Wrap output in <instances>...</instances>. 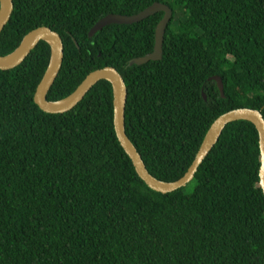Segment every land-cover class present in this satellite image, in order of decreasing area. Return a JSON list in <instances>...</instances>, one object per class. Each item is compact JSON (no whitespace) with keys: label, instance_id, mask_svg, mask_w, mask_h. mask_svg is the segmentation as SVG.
Masks as SVG:
<instances>
[{"label":"trees","instance_id":"16d2710c","mask_svg":"<svg viewBox=\"0 0 264 264\" xmlns=\"http://www.w3.org/2000/svg\"><path fill=\"white\" fill-rule=\"evenodd\" d=\"M157 2L173 10L162 60L130 65L154 52L162 12L90 36L105 17ZM14 3L0 56L37 28L60 34L65 59L50 101L73 94L94 71L116 68L129 91L127 134L161 181L186 175L222 115L264 116V0ZM50 58L42 41L22 65L0 70V264H264L254 124H229L192 182L163 194L140 178L117 137L110 82L64 114L35 103Z\"/></svg>","mask_w":264,"mask_h":264},{"label":"water","instance_id":"95a60500","mask_svg":"<svg viewBox=\"0 0 264 264\" xmlns=\"http://www.w3.org/2000/svg\"><path fill=\"white\" fill-rule=\"evenodd\" d=\"M0 34L11 20L15 9L14 0H0ZM164 13V18L158 24L156 29V43L154 52L137 58L130 62V65H145L151 61H160L163 58V45L167 28L173 18V10L166 4L155 3L141 13L133 16H123L119 14H111L100 22L91 30L90 36H94L107 26L132 25L139 23L157 13ZM42 41L47 42L51 47V58L48 69L43 80L38 86L35 94V103L46 113L64 114L76 108L87 96V94L101 81H108L114 91V125L117 137L131 158L134 167L140 178L146 185L154 191L168 194L179 189L185 188L195 178L199 167L208 157L211 151L219 142L225 128L237 121H248L254 124L259 133V143L261 150V168H260V185L264 193V116L258 110L239 109L233 110L219 117L208 131L201 149L199 150L194 162L189 168L186 175L175 182H165L155 178L148 170L142 155L133 144L127 134L126 125V109L129 97V91L125 79L121 73L114 67H105L103 69L92 72L78 87V89L65 99L58 101H50L48 96L58 79L63 68L65 59V45L60 34L54 32L49 27H40L33 30L25 36L21 45L15 52L7 56H0V70H14L24 63L28 56L36 49ZM212 80L216 81L221 96H225L223 80L219 76H215ZM204 98L207 99L204 94Z\"/></svg>","mask_w":264,"mask_h":264}]
</instances>
